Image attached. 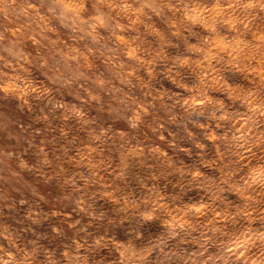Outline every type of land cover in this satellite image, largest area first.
I'll use <instances>...</instances> for the list:
<instances>
[{
  "label": "rangeland",
  "instance_id": "rangeland-1",
  "mask_svg": "<svg viewBox=\"0 0 264 264\" xmlns=\"http://www.w3.org/2000/svg\"><path fill=\"white\" fill-rule=\"evenodd\" d=\"M0 264H264V0H0Z\"/></svg>",
  "mask_w": 264,
  "mask_h": 264
}]
</instances>
